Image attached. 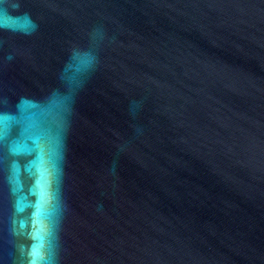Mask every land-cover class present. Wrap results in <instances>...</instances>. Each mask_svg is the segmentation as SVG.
<instances>
[{"label":"water","instance_id":"obj_1","mask_svg":"<svg viewBox=\"0 0 264 264\" xmlns=\"http://www.w3.org/2000/svg\"><path fill=\"white\" fill-rule=\"evenodd\" d=\"M0 264H264V0H0Z\"/></svg>","mask_w":264,"mask_h":264}]
</instances>
